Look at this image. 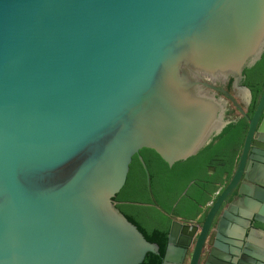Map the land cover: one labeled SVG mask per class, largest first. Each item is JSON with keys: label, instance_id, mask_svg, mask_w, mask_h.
Listing matches in <instances>:
<instances>
[{"label": "water", "instance_id": "1", "mask_svg": "<svg viewBox=\"0 0 264 264\" xmlns=\"http://www.w3.org/2000/svg\"><path fill=\"white\" fill-rule=\"evenodd\" d=\"M263 64L264 0H0V264H264V89L180 224Z\"/></svg>", "mask_w": 264, "mask_h": 264}, {"label": "trees", "instance_id": "2", "mask_svg": "<svg viewBox=\"0 0 264 264\" xmlns=\"http://www.w3.org/2000/svg\"><path fill=\"white\" fill-rule=\"evenodd\" d=\"M264 88V64L262 66L261 72L258 77V81L255 85L253 91V101L252 106H255L259 100L260 94ZM245 117L242 120L241 126L239 128L238 134L236 135L235 139L229 146L228 150L222 157L221 161L215 168V171L212 173L210 178L208 179L207 183L201 190L200 194L194 201L193 205L187 212L184 218H195L203 209L204 206L211 200L212 196L214 195L215 191L218 189V186L224 182L223 174L225 172L231 173L236 162L237 151L235 146L241 143L243 135L245 133ZM165 252V249L159 256L158 260L155 264H161L162 256Z\"/></svg>", "mask_w": 264, "mask_h": 264}, {"label": "flooded vegetation", "instance_id": "3", "mask_svg": "<svg viewBox=\"0 0 264 264\" xmlns=\"http://www.w3.org/2000/svg\"><path fill=\"white\" fill-rule=\"evenodd\" d=\"M262 92H261V94H262ZM261 94H260V96H261ZM252 101H253V93H252L251 99L249 101L248 107H247L246 112H245V123H246V125H245V133L243 135V138H242L241 143H239L237 146H235V149L237 151L236 162H237V158L239 157V154L241 153V149H242V145H243V140H244V137H246L247 132H248V128H249V123H248V118L247 117H251V115H252V113H253L256 105H257V103H256L255 106H252ZM263 113H264V107H263ZM236 162H235V165H236ZM234 168H235V166H234ZM231 173H229V174H231ZM225 182L226 181L224 179V182L221 185L218 186V189L215 191V193L212 196L211 200L206 205H208V204L211 205L214 202V200L216 199V197L220 193L221 189L224 187ZM204 207H206V206H204ZM204 207H203V209H204ZM201 212L195 218H191V219L190 218H184L180 224H182V225L186 224V225H190V226H198L199 223H200V217L199 216H200ZM180 228L181 227H179V229ZM260 228H264V226L261 225V224H259V223H255L253 229H251L250 226L247 225V219L245 218V250L250 251V250L253 249L254 251H257V250L259 251V247L257 246L256 243H253V242L250 243L249 242V236L252 235V236H254L257 239L260 238V235L259 234L260 233H263V232H261V229ZM250 229L252 230L251 232H250ZM217 242L219 244H222L220 241H217ZM194 243H195V237L191 241V245H190V247H189V249L187 251V254L185 256V259L183 261V264H188V262H189V256H190V251H191ZM206 248H208V247H206ZM216 249H221V248L219 246H216ZM248 258H249V255L245 252V264L248 262ZM203 262H204V259L202 258V252H201V255L199 257L198 264H203ZM211 264H214V263H211Z\"/></svg>", "mask_w": 264, "mask_h": 264}, {"label": "crops", "instance_id": "4", "mask_svg": "<svg viewBox=\"0 0 264 264\" xmlns=\"http://www.w3.org/2000/svg\"><path fill=\"white\" fill-rule=\"evenodd\" d=\"M232 224H234L233 222H232ZM244 232H245V228H244ZM260 235V238H255L254 236H249V242L250 243H256L257 244V246L259 247V250H261L262 251V249H264V233H260L259 234Z\"/></svg>", "mask_w": 264, "mask_h": 264}]
</instances>
